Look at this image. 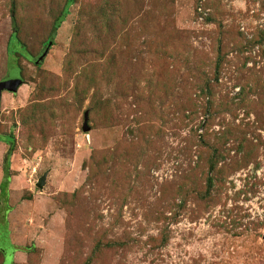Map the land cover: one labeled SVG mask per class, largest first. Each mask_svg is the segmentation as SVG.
<instances>
[{"label":"rangeland","instance_id":"obj_1","mask_svg":"<svg viewBox=\"0 0 264 264\" xmlns=\"http://www.w3.org/2000/svg\"><path fill=\"white\" fill-rule=\"evenodd\" d=\"M65 1L0 0V264H264V0Z\"/></svg>","mask_w":264,"mask_h":264},{"label":"trees","instance_id":"obj_2","mask_svg":"<svg viewBox=\"0 0 264 264\" xmlns=\"http://www.w3.org/2000/svg\"><path fill=\"white\" fill-rule=\"evenodd\" d=\"M73 3V0H66L65 1V4H64V7H63V9H62V11H61V13H60V15L56 18V20H55V22H54V24H53V30L54 29H56L58 26H59V24L61 23V21H62V19L67 15V12H68V6L69 5H71ZM11 17H12V15H11ZM12 21H13V18H12ZM14 24V23H13ZM15 25H13V27H14ZM14 29H15V27H14ZM16 30V29H15ZM14 37V35L12 34V38ZM11 38V39H12ZM11 40L9 41V47H8V53H9V55H11V47H10V45H11ZM19 49V48H18ZM4 141L5 142H7V144H8V150L6 151V153L4 154V167H3V173H4V176H3V178H2V181H1V183H0V198L1 197H3L4 198V200H6V187H7V184H8V181H9V176H8V165H9V160H8V157H9V155H10V153H11V151L13 150L12 148H13V141H12V139H10V138H8V139H4Z\"/></svg>","mask_w":264,"mask_h":264},{"label":"water","instance_id":"obj_3","mask_svg":"<svg viewBox=\"0 0 264 264\" xmlns=\"http://www.w3.org/2000/svg\"><path fill=\"white\" fill-rule=\"evenodd\" d=\"M41 59H42V56H40L38 58V60H41ZM37 63H38V61H37ZM14 71L15 72L10 75L8 80L0 81V98H1V91L3 89L8 90L10 92H16L17 88L21 85L22 78H20V76L18 74L19 73L18 69L15 68ZM83 130H87L85 122H84ZM44 180H45V174L38 180V182L36 183V186L40 188L43 185ZM3 264H8V262L5 261ZM9 264H11V259H10Z\"/></svg>","mask_w":264,"mask_h":264}]
</instances>
